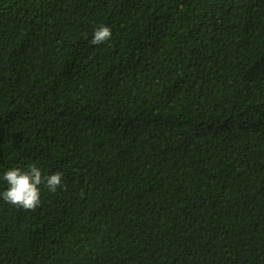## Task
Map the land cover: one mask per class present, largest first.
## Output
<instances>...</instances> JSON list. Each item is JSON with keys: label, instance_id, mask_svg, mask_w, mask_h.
<instances>
[{"label": "trees", "instance_id": "obj_1", "mask_svg": "<svg viewBox=\"0 0 264 264\" xmlns=\"http://www.w3.org/2000/svg\"><path fill=\"white\" fill-rule=\"evenodd\" d=\"M31 164L0 264H264V0H0V193Z\"/></svg>", "mask_w": 264, "mask_h": 264}, {"label": "clouds", "instance_id": "obj_2", "mask_svg": "<svg viewBox=\"0 0 264 264\" xmlns=\"http://www.w3.org/2000/svg\"><path fill=\"white\" fill-rule=\"evenodd\" d=\"M111 29L105 25L97 27L93 33L92 45L105 43L111 38ZM7 182V189L0 193L2 199L13 206L22 207L25 210H34L40 203V188L43 183L50 192H55L62 186V174L56 172L47 177H42L38 166L31 164L26 170L11 168L3 176Z\"/></svg>", "mask_w": 264, "mask_h": 264}]
</instances>
